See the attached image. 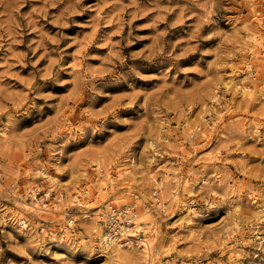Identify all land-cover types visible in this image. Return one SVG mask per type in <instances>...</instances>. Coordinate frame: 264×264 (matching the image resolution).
I'll return each mask as SVG.
<instances>
[{
	"label": "rangeland",
	"instance_id": "1",
	"mask_svg": "<svg viewBox=\"0 0 264 264\" xmlns=\"http://www.w3.org/2000/svg\"><path fill=\"white\" fill-rule=\"evenodd\" d=\"M132 204L142 264H264V0H0V264H128Z\"/></svg>",
	"mask_w": 264,
	"mask_h": 264
},
{
	"label": "built area",
	"instance_id": "2",
	"mask_svg": "<svg viewBox=\"0 0 264 264\" xmlns=\"http://www.w3.org/2000/svg\"><path fill=\"white\" fill-rule=\"evenodd\" d=\"M137 222V205L112 208L105 220L106 240L121 242L124 247H145L148 226Z\"/></svg>",
	"mask_w": 264,
	"mask_h": 264
},
{
	"label": "bare ground",
	"instance_id": "3",
	"mask_svg": "<svg viewBox=\"0 0 264 264\" xmlns=\"http://www.w3.org/2000/svg\"><path fill=\"white\" fill-rule=\"evenodd\" d=\"M46 177V176H45ZM48 177H46V180H48L47 179ZM55 183V182H54ZM30 209V208H29ZM137 223H142V222H140L139 220H138V222ZM104 235V234H103ZM103 237V245H104V247H105V250H107V251H109L110 253H112L113 255H115L116 257H118V260L119 259H123V260H126V261H128V262H126V263H128L129 264V262L130 263H133V264H142V262H143V259L145 258H147L148 257V254L146 255V253H150V247H151V243H146V246H145V256H134V255H131V254H124V255H122L121 253V249H122V247H124L123 245H122V243L121 242H108L107 240H106V236H102ZM112 248H113V250H112ZM147 249V250H146ZM137 254V253H136ZM150 256V255H149ZM123 262V261H122Z\"/></svg>",
	"mask_w": 264,
	"mask_h": 264
}]
</instances>
